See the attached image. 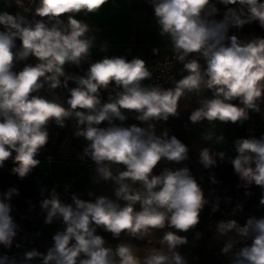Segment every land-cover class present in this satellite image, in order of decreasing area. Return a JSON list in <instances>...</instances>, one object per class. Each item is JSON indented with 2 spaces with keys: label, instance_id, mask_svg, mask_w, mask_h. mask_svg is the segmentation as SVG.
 I'll return each mask as SVG.
<instances>
[{
  "label": "clouds",
  "instance_id": "9594fccd",
  "mask_svg": "<svg viewBox=\"0 0 264 264\" xmlns=\"http://www.w3.org/2000/svg\"><path fill=\"white\" fill-rule=\"evenodd\" d=\"M107 3L9 0L7 7L19 11H0V168L11 159L15 165L11 173L27 177L41 163L37 157L49 142V127L64 128L71 120L74 136L86 141L78 158L94 163L95 183L114 186V198L99 195L93 201L72 194L71 203H65L55 188H42V196L47 192L40 201L44 223L61 221L64 228L52 236L46 252L26 251L22 264L34 259L40 264H188L179 249L189 240L179 233L196 229L206 206L210 215L220 211V197L210 202L191 169L176 167L190 159L189 148L175 135L169 136L167 129L157 135L156 122L177 117L180 102L196 97L200 106L189 120L207 121L211 130L201 134L202 139L222 145L225 137L216 135V122L243 125L250 111L260 113L264 103V37L240 39L229 34L230 29L241 30L253 22L264 29V0H148L159 36L169 42L173 59L183 65L181 78L167 88L143 83L153 73L140 57L91 60L98 38L92 26L74 17L98 13ZM108 48L107 41L99 44L100 52ZM159 51L152 49L154 55ZM30 58L36 62L27 63ZM17 62H25L19 71ZM85 63L83 75L66 70ZM69 82L75 86L69 87ZM59 88L67 90L66 98L57 94ZM102 90L109 91L106 102ZM208 90L210 98L203 96ZM125 110L140 125L116 124L129 119ZM104 122L107 126L102 127ZM234 147L237 155L228 162L239 178L237 187L250 196L248 189L259 186V204L264 207V135L237 138ZM217 157L223 162L225 152L205 147L199 151L198 163L211 169ZM162 164L171 166L160 167L157 173ZM209 179L219 183L212 173ZM18 195L15 187L0 194V246L5 249L13 247L19 231L10 203ZM242 210L237 203L231 214ZM98 229L111 233L114 240L123 235L156 246L143 255L127 240L113 248ZM164 229L173 230L156 238L155 232ZM215 231L217 239L226 238L221 253L230 255V264H264V216H249L243 225L235 219L219 220ZM200 236L196 232V239ZM237 245L241 246L233 251ZM0 264H17V260L4 254Z\"/></svg>",
  "mask_w": 264,
  "mask_h": 264
},
{
  "label": "built area",
  "instance_id": "2783aa9c",
  "mask_svg": "<svg viewBox=\"0 0 264 264\" xmlns=\"http://www.w3.org/2000/svg\"><path fill=\"white\" fill-rule=\"evenodd\" d=\"M223 8V6H219ZM17 12V11H16ZM74 18L78 20H84L94 29V34L96 35L95 29L97 28L96 24L90 19L89 15L85 16L83 14H77ZM220 18H222V13ZM29 19H31V15L29 14ZM39 19V17H37ZM230 35L236 34L240 39H251L252 37H264V34H258L257 31L252 27H243L241 30H237L235 28L230 29ZM137 42V31L136 29H132L129 34V44L134 45ZM20 41L17 40V46H19ZM153 48H159V54L154 55L152 52ZM145 61L147 62V66L150 71L153 73V78L148 81V84H161L165 88L172 86L173 79L179 80L181 78V69L183 67L178 61L173 59V54L170 48L169 42L165 39L163 45L161 47H157L154 45L149 46V51L147 56L145 57ZM36 62L35 58H30L27 63L34 64ZM25 62H17L15 70L19 71ZM201 63L204 62L201 60ZM88 64L85 63L82 65V68L77 71L76 74L83 75L84 71L87 69ZM66 70L71 72L67 67ZM72 73V72H71ZM186 74V73H184ZM75 85L72 82H69V87H74ZM57 94H59L62 98H66L68 93L66 89L59 88L56 90ZM261 112L256 113L250 111V119L245 121L243 124V132L246 135H253L257 132L259 122L264 120V103L260 105ZM74 124L75 121H67L66 126L64 128H59L55 124H52L49 127V135L50 139L45 148L41 151L39 156L37 157L42 163H47L50 165L54 161H67L69 164L71 162H81L87 166L94 167V163L88 159L86 161H81L78 158V154L83 152V148L86 146V141L83 137L76 138L74 136ZM106 126V124L101 125ZM49 157H51V161H49ZM190 159L181 165H176V167L188 166L193 174L196 176L197 180L201 183V186L204 190L205 196L211 201H214L216 197H220V211L214 213V217H225L232 215V211L235 208L237 203L243 205V210L236 215H232L237 218L238 222L243 225L246 223V220L249 216H264V213L258 215H252L251 210L248 207L246 200L238 195H235L231 192V189L227 182L221 177V175L217 172L216 167L211 169H204L202 165L198 163L199 156H189ZM7 162H12V160H8ZM163 166H171L168 164L159 165L156 171L160 170V167ZM212 173L215 175L216 179L219 181L217 184H212L209 179V174ZM203 177V180H200V177ZM67 187V191H65V187ZM57 192L60 193L61 199L65 203H71V195L77 194L79 198L84 200H89L91 197L88 196V193L91 191L88 185H79L73 186L71 184L64 185L61 188H55ZM214 190V191H213ZM4 193L0 187V194ZM227 198H231L230 202H226ZM12 205L11 215L13 216L14 221L19 225V231L15 238L13 247L11 249H5L3 246H0V255L7 254L9 257H15L17 260V264H22V257L26 251L35 248L39 251V245L37 243V233L42 230L45 226L44 218H42L41 222L37 227L30 226L26 222V214L21 213L15 204L10 201ZM57 230H63L64 225L61 221H54ZM103 231L102 229H98V232ZM248 243H251L249 240ZM16 245H20L17 247ZM241 245H237L233 251L238 250ZM31 264H40L39 259H34ZM230 264V259L229 263Z\"/></svg>",
  "mask_w": 264,
  "mask_h": 264
},
{
  "label": "rangeland",
  "instance_id": "374dc122",
  "mask_svg": "<svg viewBox=\"0 0 264 264\" xmlns=\"http://www.w3.org/2000/svg\"><path fill=\"white\" fill-rule=\"evenodd\" d=\"M9 0H0V11H9L11 14H15L19 11L15 6L7 7ZM100 16V20L97 21V28L101 29L97 32L96 36L97 47L92 50L91 60L96 61L102 59L104 56H113V53L119 51H135L141 49H149L150 45H158L162 37L159 36L158 29L153 17V9L148 3V0L140 1L137 4V0H108L100 11L97 13ZM132 29L137 31V42L134 45L129 44V34ZM103 41H107L109 48L107 52L99 51V44ZM141 58V57H140ZM211 91L206 92L205 97H209ZM206 127H210L207 121H203ZM225 123L216 122V128L221 127L224 129ZM227 124V123H226ZM232 130L242 127L241 124H230ZM229 131V127H228ZM225 137L226 147L228 149L224 151H230L234 148V140L237 138H248L250 136L257 137L258 133L253 135L239 134H222ZM228 145V146H227ZM36 181L42 188L51 190L53 188H61L64 185L77 186L80 182V178L85 174L84 164L81 162L67 161H54L50 165L47 163H40L37 167ZM49 174V175H48ZM47 196V192L44 194V198ZM56 226L53 222L51 225H46L37 235V242L42 252H46L47 248L52 245V236L56 233Z\"/></svg>",
  "mask_w": 264,
  "mask_h": 264
},
{
  "label": "trees",
  "instance_id": "16d2710c",
  "mask_svg": "<svg viewBox=\"0 0 264 264\" xmlns=\"http://www.w3.org/2000/svg\"><path fill=\"white\" fill-rule=\"evenodd\" d=\"M140 1L142 0H137L138 5L140 4ZM244 27H252L257 31L258 34H264V29H262L257 22L245 25ZM0 30H3L2 26H0ZM68 68L72 73L76 74L77 71L82 68V65L80 66V68H77L75 66H68ZM108 95L109 91H101L102 102L107 101ZM178 111L179 115L177 117H170L168 121L156 122V133L157 135H159L165 129H167L169 136L175 135L178 139H180L184 144L188 146L189 133L194 126V124H192V122L189 120V116L192 112L186 108H179ZM134 123L140 125V122L136 121L131 116L128 126ZM259 123L260 125L258 126L259 132H257V138H259L261 135H264V122ZM104 124H106L107 126V122H104ZM230 124L231 123H227L226 128L221 134L227 135L244 133L243 128H236L235 130H231V127L229 126ZM236 155L237 152L234 147L232 150L225 152L226 159L223 162H221L217 157V165L215 166L216 170L221 175V177L227 182L231 189V192L235 195L243 197L246 200L252 215L262 214L264 213V207H261L259 204L262 189L259 186L253 185L250 189H248V191L251 192V195L246 196V190L244 188L237 187V185L240 183L239 178L235 174L233 166L228 162L229 159L234 158ZM14 166L15 165L13 164V162L6 161L5 166L3 168H0V187L3 192H6L11 187H15L18 189L19 195L13 196L11 201L15 204V206L21 213H27L25 219L28 225L37 227L38 224L41 222L42 218L44 217V213L42 212L40 207V201L44 198V196L41 195V186L36 181V173L38 172L37 167L27 177H25L24 179H20L16 175L11 173V169ZM210 213V206H206L201 214L200 223L196 227V232L201 233L200 238L196 240L195 247V256L197 259V263L228 264L230 255L229 257H225L221 253V248L223 246L211 249L205 248L204 243L207 232L204 226L206 225L207 221L214 218V215H210ZM108 239L114 244L113 248L116 246L117 243L120 242V240H114L111 235L108 236ZM135 241L138 244H144L143 241Z\"/></svg>",
  "mask_w": 264,
  "mask_h": 264
},
{
  "label": "crops",
  "instance_id": "0c3cea01",
  "mask_svg": "<svg viewBox=\"0 0 264 264\" xmlns=\"http://www.w3.org/2000/svg\"><path fill=\"white\" fill-rule=\"evenodd\" d=\"M100 16H102V15H99L97 13L89 14L90 19L95 24L97 23V21L100 20V18H101ZM164 41H165V38H162L161 41L158 43V45H154V46L161 47L163 45ZM148 51H149V49H145V48L141 47V49H137L135 51H131V52L119 51L118 54L113 53V55L125 56L128 59H131L133 57H141V59L145 60V57L147 56ZM148 81L149 80H145L143 83L145 85H147ZM206 92H209V90L205 91L203 93V96H206ZM210 97H211V95H209V98ZM197 100H198V98H196V97H193L190 100H182L180 102V108H186L192 112L200 106L198 104ZM233 103L238 104L239 101H233ZM260 122H264V121H260ZM226 125L227 124L225 123L224 129L226 128ZM259 125H260V123H259ZM239 128L240 129L243 128V125H242V127L240 126ZM209 130H211V128L206 127V125L203 122L198 123V124H194L193 128L190 130L189 139H188L189 156H199L200 149L205 148V147L211 148V149H213V151H224V150L228 149V147H226V143H223L222 145H213L211 141L203 140L201 137V134H203ZM223 130H222V125L219 128H215L216 135H221ZM231 130H232V128H231ZM257 132H259V131L257 130ZM243 134H245V133H243ZM224 152H226V151H224ZM185 162L186 161H184L183 163H185ZM93 168L94 167L87 166L84 164L85 174L80 178V182L78 183L77 186L88 185L91 189V192L94 193V195L91 197V200H93V201L95 200L96 196H99V195H108V196L114 198V193H113V187L114 186L111 182H100L97 184L93 181V175H94ZM158 172L159 171H157V173ZM136 207H137V210H139V205H137ZM228 219L237 220L236 217L229 215V216L219 217V218L214 217V218L210 219L209 221H207L206 225L204 226V228L207 232V235L205 238V243H204L206 249L224 246V242H225L226 238L221 237L220 239H217L216 231H215V225H216V222L219 220H228ZM55 230H56V232L58 231L56 228H55ZM166 230H173V229L157 230L154 234L155 237L156 238L161 237L163 235V232ZM98 234L102 235L106 239L108 246L113 247L114 244L112 242H110V240L108 239V236L111 235V233L101 231V232H98ZM179 234L180 235H186L188 237V240H189V243L185 246H182L179 249V251L187 257L188 264H198L196 256H195V247H196V240H197L196 239V229L191 230L188 233H179ZM120 240H127L128 242L135 244L141 250L140 255L144 254L145 249L156 246L154 243L149 244L146 241H143L144 244H138L135 241L136 240L135 238L126 237L123 235L120 237ZM40 250H41V248H40Z\"/></svg>",
  "mask_w": 264,
  "mask_h": 264
},
{
  "label": "water",
  "instance_id": "95a60500",
  "mask_svg": "<svg viewBox=\"0 0 264 264\" xmlns=\"http://www.w3.org/2000/svg\"><path fill=\"white\" fill-rule=\"evenodd\" d=\"M125 114L126 115H129V119H127V120H125V121H123V122H121V121H115V123L116 124H118V125H122V126H124V127H128V124H129V121H130V118H131V115L125 110Z\"/></svg>",
  "mask_w": 264,
  "mask_h": 264
}]
</instances>
